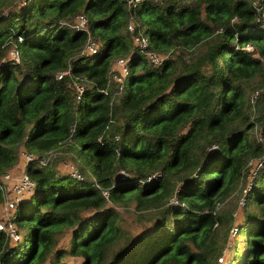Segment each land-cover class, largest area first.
I'll list each match as a JSON object with an SVG mask.
<instances>
[{"label": "trees", "instance_id": "16d2710c", "mask_svg": "<svg viewBox=\"0 0 264 264\" xmlns=\"http://www.w3.org/2000/svg\"><path fill=\"white\" fill-rule=\"evenodd\" d=\"M79 13L87 31L69 25ZM130 13L167 53L160 64L133 45ZM88 37L97 50L79 54ZM119 57L128 72L109 105L97 88ZM263 59L264 0H19L0 11V203L20 146L40 158L70 135L81 175L57 172L59 157L25 163L33 188L16 204L20 237L0 230V264H217L225 247L227 264H264ZM68 65L93 82L79 98L56 78ZM238 188L236 221L227 198Z\"/></svg>", "mask_w": 264, "mask_h": 264}, {"label": "built area", "instance_id": "2783aa9c", "mask_svg": "<svg viewBox=\"0 0 264 264\" xmlns=\"http://www.w3.org/2000/svg\"><path fill=\"white\" fill-rule=\"evenodd\" d=\"M125 1L127 4V8H129V6L135 5V3L138 0H125ZM69 25L73 29L87 31L86 16L82 13L76 14L73 17L72 21L69 23ZM126 28L131 33L133 45L136 46L137 50L144 55L145 59L149 63L154 65L160 64L161 61L167 56V53H157L148 47L147 36L143 32V30H140L138 25L134 22L131 13L128 16V20L126 22ZM96 43H97L96 41H93L91 40V38L88 37V39L85 41V43L79 50V54L94 53L97 50ZM246 49H251V45L249 44L246 45ZM82 50H85V52H82ZM12 56L16 58L15 52L13 53ZM127 60L128 57H119L114 59L107 70L105 85L100 88H97L103 95H110L108 100L109 105H111L114 99L117 98V96L122 92L123 86L125 84V77L128 72ZM63 75H67L71 79L72 86L74 87L76 92V98L80 97L82 90L85 87L84 83L87 84L86 85L87 87L88 86L90 87L91 84L93 83L90 79H87L86 77L74 74L71 71V67L69 65L65 69H61L56 72V78H60ZM257 94L258 91L256 89L250 91L249 100L251 103L254 101ZM69 130L71 131L72 128H70ZM100 138H101V134L97 136V140H100ZM119 138H120L119 134H114V139L118 140ZM70 140L71 137L70 135H68L65 141L68 142ZM22 154L24 155L23 169L20 170L22 172L20 176L17 178V180L14 181L17 175L14 176L12 173L14 171H10L9 169L6 170L1 176L3 183L10 184V189L8 192L5 191L7 193L6 194L4 193V200L2 201L1 204L2 211L0 213V230L3 231V233L12 241L17 240L20 237V234L14 222L16 204L21 198H24L25 196L29 195L33 188V181L24 172L25 163L30 160H36L39 164H44L47 161V159L44 156L37 158L35 155L28 153L26 151L22 152ZM259 164L260 161L253 159L247 162V165L250 167V173L247 176L248 179L255 173V170L258 168ZM69 173L75 177H81V175L77 172V169H72V171H70ZM244 190L245 189H243V191ZM239 204L240 205L242 204V198L239 199ZM2 212H4V214H2ZM236 228L237 227L234 225H232L229 228V232L231 236L235 233ZM227 245H229V243ZM227 255L228 254H226V247H225L223 253L219 257H217V264H227L226 261Z\"/></svg>", "mask_w": 264, "mask_h": 264}, {"label": "rangeland", "instance_id": "374dc122", "mask_svg": "<svg viewBox=\"0 0 264 264\" xmlns=\"http://www.w3.org/2000/svg\"><path fill=\"white\" fill-rule=\"evenodd\" d=\"M15 3H19V0H7L4 5H2V7H0V11H5L6 9L12 8V6ZM132 19L134 20V22L138 25L139 29L142 30V27L138 24V20L135 19L134 14H132ZM98 45V43H96ZM11 48V47H10ZM82 52H85V50H82ZM14 50L10 49L6 56L7 57H13ZM148 62V61H147ZM263 71H264V59H263ZM84 85L86 86L87 84L84 83ZM260 90L264 89L263 88H259ZM251 91V90H250ZM250 91L248 92V94L250 93ZM113 122V121H112ZM75 144L74 139L71 138L70 141H64L61 145H57L54 148H52L51 150H47V153H45L43 156L47 159V161L52 162L54 161L55 157H59V159L57 161H55V168L57 169L56 171L60 172V173H66V172H70L72 171V169H77L78 167V161L75 160L74 158V154L72 149H70V145ZM22 152H25V150L23 149V147L20 146V150L18 153V161H17V166L14 170L13 175L17 177L14 179V181L17 180V178L20 176L21 172L20 170L23 169V158L24 155L22 154ZM4 188L5 190L8 192L10 189V184H4ZM239 188H241V186H239ZM239 188L236 189L234 192L231 193V195L227 198V201L229 203V205L232 203L234 204L233 206V213L235 214V216L237 215V217L235 218L236 221L239 220L240 217H242L241 215V205L239 204V199L241 198V194H239ZM5 192V194L7 193ZM1 204L0 203V213H1ZM229 205H226L227 207ZM131 206H126V207H118L120 216H121V225L127 230V231H135L138 227L136 222L132 221V214H131ZM2 214H4V212H2ZM238 218V219H237ZM234 221V219H233ZM232 221V223H233ZM69 232V231H68ZM66 231V233H64L58 240L59 244H66L68 237H69V233ZM242 232L239 234V241H241V237L242 236ZM235 237V236H234ZM233 237V239H234ZM233 239L229 240V245H232L233 243ZM238 242V241H237Z\"/></svg>", "mask_w": 264, "mask_h": 264}, {"label": "crops", "instance_id": "0c3cea01", "mask_svg": "<svg viewBox=\"0 0 264 264\" xmlns=\"http://www.w3.org/2000/svg\"><path fill=\"white\" fill-rule=\"evenodd\" d=\"M16 166H17V163L15 164V166H12L9 170H10V171H14L15 168H16Z\"/></svg>", "mask_w": 264, "mask_h": 264}]
</instances>
